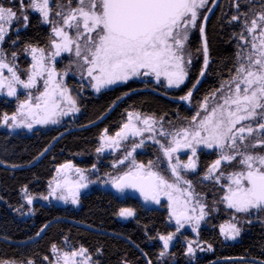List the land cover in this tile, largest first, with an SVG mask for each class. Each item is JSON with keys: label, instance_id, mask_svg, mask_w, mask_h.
Masks as SVG:
<instances>
[{"label": "snow or ice", "instance_id": "6c2138e0", "mask_svg": "<svg viewBox=\"0 0 264 264\" xmlns=\"http://www.w3.org/2000/svg\"><path fill=\"white\" fill-rule=\"evenodd\" d=\"M247 3V10L241 11L240 0H235L236 13L227 21L242 26L235 35L244 41L243 45H237L240 51L236 53L237 61L229 71V78L197 101V110L187 126L168 131L162 117L129 112L114 136L104 129L100 137L97 153L118 150L123 141L133 138L131 151L119 161L121 164L136 149L144 147L146 132L152 134L147 139L159 145L166 158L164 171L170 170L174 179L157 170L163 163L158 157L147 164L133 158L127 171L110 180L117 192L132 189L146 203L160 204L161 197H167L169 219L175 220L176 230L156 237L162 242L160 259L170 254L172 242L185 224L191 225L198 237L201 222L210 215L209 205L197 198L192 180L182 174L196 170L194 158L201 146L217 152V159L209 165L202 180L220 185L222 195L214 203H222L231 210V219L219 226L224 239L236 240L243 231L241 220L251 224L253 216L259 219L264 214V0H259L258 8L254 0ZM217 6L216 0L211 6L209 0H0V95L17 100L14 112L0 114V124L13 130L31 131L34 125H56L62 117L79 112L77 98L65 83L73 66L82 79L88 78L97 93L134 77H154L157 83L163 78L168 88L180 89L189 75L186 64H191V56L186 44L192 30H198L203 37V68L199 74L202 78L209 67L205 34L209 17L202 13ZM33 13L38 14L41 23L50 26V34L43 47L31 42L22 45L23 52L31 57L26 78H22L15 64L19 53L11 51L12 61H9L4 45L13 31L16 39L10 42L17 45L20 31L29 27ZM63 54H67L68 63L61 71L57 68V58ZM199 83L197 79L191 89L176 99L192 104ZM20 88L26 90L24 99L18 95ZM135 137L141 139L136 141ZM183 149L191 152L187 162L175 155ZM73 170L77 174L75 179L70 175ZM89 183L83 169L71 162L64 163L56 169V177L41 198L79 205L81 189ZM26 199L29 205L33 203L31 195ZM135 214L132 208L119 211L124 218ZM47 227L45 224L37 236ZM207 248L212 250V245L208 244ZM198 249L205 250L199 240H188L185 255L194 260ZM51 252L55 260L45 255L39 262L25 259L20 264H100L83 246L61 251L53 244ZM97 254L102 255L103 249H98ZM0 264L17 262L0 261ZM121 264L131 262L123 258Z\"/></svg>", "mask_w": 264, "mask_h": 264}, {"label": "flooded vegetation", "instance_id": "af4514ba", "mask_svg": "<svg viewBox=\"0 0 264 264\" xmlns=\"http://www.w3.org/2000/svg\"><path fill=\"white\" fill-rule=\"evenodd\" d=\"M212 3L213 0H209V6ZM216 3L218 6L206 23L205 33L209 22L218 11H223V14L225 12L226 19H230L231 15L236 13L235 0H216ZM240 3L241 11L247 10V0H240ZM254 3L258 8L259 0H254ZM231 7H233L232 11H230ZM209 13L205 10L202 14L209 15ZM32 26L43 29L48 38L50 26L41 23L38 14L33 13L29 27L21 29L17 45L13 46L10 42L16 39L15 31L4 45L9 52V61H12L11 51L15 50L19 53L15 64L22 78H26L25 70L31 63V57L23 52L22 45L30 42L26 38L28 32L32 31ZM199 37L203 43L198 30L190 32L186 49L191 56V64H186L189 75L180 89L168 88L163 78L157 83L154 77H134L127 83H119L97 93L90 86L88 78L85 76L82 79L73 66V71L65 78V83L71 89L73 97L77 98L79 112L62 117L60 123L56 125H34L31 131L26 128L13 130L0 124V239L11 243H27L41 235L40 233L37 236V233L45 224L49 226L40 239L28 245L15 246L0 241V244L10 246L16 251L13 255H7V249L1 247L3 250L0 261H15L20 264L25 259H35L39 262L45 255L55 260L51 252L53 244L61 251L79 249L83 246L93 255L94 260L100 261V264H115L112 263L113 255L108 253V244L116 247L119 245L126 250L116 264H121L123 258H127L131 264H148L149 260L152 264H169L168 259L171 257L174 258L173 264H212L235 259L254 262L220 264H261L264 261V222H262L264 214H261L259 219L253 216L251 224H245L241 220L243 231L236 240H225L219 232V226L231 219V210L226 209L222 203H214L222 195L220 185L202 180L209 165L217 159L215 149L201 146L197 151V157L194 158L197 160L196 170L182 171L186 179L192 180L194 190L198 194L197 198L209 205L210 215L201 222L198 237L192 231L191 225L185 224L173 240L169 249L170 254L163 259L159 257L162 242L156 237L158 234H167L176 230L175 220L169 219L167 197L162 196L160 204L150 201L146 203L139 192L128 189L124 193H119L110 183L112 178L128 170L133 158L138 163L147 164L149 160L155 162L159 157L163 163L159 164L157 170L162 171L169 179H174L170 170L164 171L167 168V161L159 145L147 139L152 134L146 132L144 147L136 149V152L124 160L123 164L119 161L131 151L133 138L123 141L118 150L105 149L102 153L96 151L100 146V137L104 134V129L108 130V135L114 136L126 122L129 112L162 117L164 128L168 131L188 125L191 116L197 110V101L214 90L211 85L208 86L210 79L207 74L212 64L210 56L205 75L202 78L199 75L203 68L201 57L203 45L200 48L196 44ZM47 43L48 39L43 43L44 45L38 44L43 47ZM243 44L244 41H241L240 45ZM198 49L200 51H197ZM57 60V68L62 71L68 63L67 54H63ZM5 73L7 74L6 70ZM197 79H200V83L194 91L192 104L176 99L191 89ZM25 93L26 90L20 88L18 95L24 99ZM151 98L158 99L162 104L157 113L151 112ZM212 103L210 99V107ZM16 107L15 97L0 95V114L5 111L11 114ZM134 139L139 141L141 137ZM175 155L187 162L191 152L183 149ZM68 162L76 168L83 169L84 175L91 181L87 188L81 189L80 204H65L54 198L42 199L41 197L48 192L49 182L56 177V169ZM8 168L22 169L15 171ZM22 171H34V174L29 179L31 183L19 188L14 195L5 188L6 173L9 179H14L16 174ZM70 175L73 179L77 178L74 170ZM25 188L27 192L24 191ZM28 195L34 198L31 205L27 203ZM121 208H132L136 214L128 218L121 217L119 215ZM9 222L13 224L12 228L9 227ZM66 238L67 242H65ZM188 240H199L205 249L204 251L198 249L194 260L185 255ZM208 244L212 245V250H208ZM98 249H103L102 255L97 254Z\"/></svg>", "mask_w": 264, "mask_h": 264}, {"label": "trees", "instance_id": "16d2710c", "mask_svg": "<svg viewBox=\"0 0 264 264\" xmlns=\"http://www.w3.org/2000/svg\"><path fill=\"white\" fill-rule=\"evenodd\" d=\"M232 9L233 7H231L230 11H232ZM226 16L225 12L223 14V11H218L209 22L206 29V36L209 44V56L212 63L207 74V77L210 79L208 86L210 87L211 85L214 89L219 88L221 83L229 78V71L233 69V65L237 61L236 53L240 51L237 45L241 44V40H239L238 36L235 34L241 31L242 26L237 22L228 23L227 21L230 19H226ZM31 30L32 31L27 34V41L44 45L43 43L47 41L46 32L35 26H32ZM196 44L200 46V48L202 47L203 43L200 37ZM150 106L151 112L157 113L160 111L162 104L158 99L151 98ZM73 150L78 151V149ZM32 152H34V150H32ZM32 174H34V171H22L16 174L14 179H9L8 173H6L5 188L8 192L15 195L19 188L28 186L31 183L29 179L32 177ZM8 225L10 228L13 226L11 222H9ZM9 239L14 240L15 238L9 237ZM1 247L7 249V255H13L16 253L12 247L0 244V254H2L3 250ZM107 250L110 255H113L112 263L115 264L120 260V256H122L123 253H126V250L119 245L116 247L115 245L108 244ZM168 263L173 264L174 258L171 257L168 259Z\"/></svg>", "mask_w": 264, "mask_h": 264}, {"label": "water", "instance_id": "95a60500", "mask_svg": "<svg viewBox=\"0 0 264 264\" xmlns=\"http://www.w3.org/2000/svg\"><path fill=\"white\" fill-rule=\"evenodd\" d=\"M214 10H215V7H214V9L209 13V15H208L209 18L212 16ZM209 18H208V20H209ZM207 22H208V21H207ZM205 27H206V25H205ZM205 34H206V33H205ZM202 40H203V37H202ZM8 169L18 171V170H21L22 168H15V169H13V168H8ZM23 169H27V168H23ZM48 228H49V226H48V227H47V228L41 233V235L38 237L39 239L43 236V234L47 231ZM38 238H36V239H34V240L30 241V242L22 243V244H21V243H11V242H9V241H7V240H4V239H0V241L7 242V243L10 244V245L23 246V245H28V244H31V243L37 241ZM225 262H254V261L245 260V259H235V260H227V261H218V262H214V263H212V264H220V263H225Z\"/></svg>", "mask_w": 264, "mask_h": 264}, {"label": "rangeland", "instance_id": "374dc122", "mask_svg": "<svg viewBox=\"0 0 264 264\" xmlns=\"http://www.w3.org/2000/svg\"><path fill=\"white\" fill-rule=\"evenodd\" d=\"M203 54V53H202ZM201 56V55H200ZM203 58V55L201 56ZM19 72V71H18ZM25 76V75H24Z\"/></svg>", "mask_w": 264, "mask_h": 264}]
</instances>
